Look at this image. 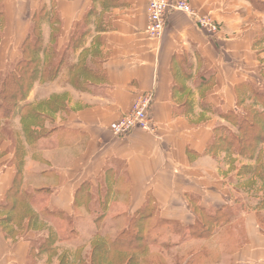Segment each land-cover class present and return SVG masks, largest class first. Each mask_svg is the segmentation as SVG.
<instances>
[{
    "label": "crops",
    "instance_id": "0c3cea01",
    "mask_svg": "<svg viewBox=\"0 0 264 264\" xmlns=\"http://www.w3.org/2000/svg\"><path fill=\"white\" fill-rule=\"evenodd\" d=\"M149 1L0 0L1 74L21 59L35 27L44 48L66 49L55 75L37 78L21 104L41 107L42 126L25 130L22 110L1 122L0 219L17 187L31 195L36 223L54 233L52 213L82 219V188L102 190L109 208L90 215L91 226L75 229L80 235L116 234L112 209L130 220L148 207L177 230L174 264L207 252L211 264H264V194L256 193L264 182L243 173L256 162H236L228 173L208 151L216 123L237 133L226 116L239 111L244 89L264 83V0H187L192 16L170 14L159 40L145 32ZM201 19L216 27L211 38L197 29ZM148 97L155 136L135 129L115 137L113 124ZM214 217L224 221L193 236ZM31 229L27 223L17 235L0 222V264H61L64 255L80 264L76 252H90L91 241L71 244L61 235L34 249Z\"/></svg>",
    "mask_w": 264,
    "mask_h": 264
},
{
    "label": "trees",
    "instance_id": "16d2710c",
    "mask_svg": "<svg viewBox=\"0 0 264 264\" xmlns=\"http://www.w3.org/2000/svg\"><path fill=\"white\" fill-rule=\"evenodd\" d=\"M32 37L27 38L22 45L21 59L13 64L7 73L2 74L0 78V126L2 120L9 119L21 110L24 112L22 116L25 130H30L32 126H42L43 119L40 113L41 107L29 109L28 106H21V104L25 101L26 94L32 83L37 78L43 81L52 71V73L55 74L58 67L53 69V66H51V51L43 47L41 42L37 39L39 35L36 36L34 40H32ZM48 66L50 68H48ZM244 95L254 97L256 102L261 105L252 104V109L242 117L233 115V113L228 114L226 116L228 123L236 127L237 133L232 134L226 132L228 134L227 136H215L208 147V151L214 154L217 147L223 145L226 154L233 153L231 151H236L238 154L247 155L248 160H255V162H257L259 155L257 151L258 147L264 144V92L263 89L259 90L254 87H249V89H244L243 97ZM27 119H29L30 122H27ZM4 134L5 133L2 132L0 127V140L5 138ZM254 156L255 158L253 159ZM247 173H251L252 175L257 174V176L260 175L261 178L264 176V170L263 168H259V166L248 169ZM83 190L82 188V191ZM87 197L89 196L87 195ZM22 199H27L29 202L30 195L17 187H14L8 194L4 204V210L8 213L0 219L5 231L8 229V232H12V228H10L9 225L11 226L16 220V218H14L15 212L18 210L17 205ZM10 212H12V214H10ZM152 212V209L146 207L136 218L127 220L116 234L112 235L105 233L95 236L90 244L91 249L85 264H133L137 254L147 252L146 247L158 244L164 248L167 247L168 242L163 240L161 234L156 231L158 227L157 224L164 222L154 218ZM52 214L59 215L57 213ZM20 218L22 219L23 216ZM24 219L27 223L31 221L36 222L37 216L30 213L29 216L24 217ZM148 221H150V223L147 225ZM153 221H156V223L151 227ZM222 221L221 218H212L209 226L210 229L206 231L203 226H198L193 231V236L203 237V235L206 234L205 232L210 235L214 227L218 226ZM49 241L50 240H47V242ZM40 248H42V246ZM113 257H115L116 260H113ZM145 264L164 263L157 258L154 260H145Z\"/></svg>",
    "mask_w": 264,
    "mask_h": 264
},
{
    "label": "rangeland",
    "instance_id": "374dc122",
    "mask_svg": "<svg viewBox=\"0 0 264 264\" xmlns=\"http://www.w3.org/2000/svg\"><path fill=\"white\" fill-rule=\"evenodd\" d=\"M39 35V38H37L41 44L43 45L42 42V38H40V32L38 27L35 28V32L33 34L32 40L35 39L36 36ZM74 47H78L80 44H78L77 42H74L72 44ZM74 48V49H76ZM46 50H50L51 51V57H50V64L51 66H53V69L59 67L61 65V62L63 63V61H65L64 56H65V52L66 49L62 46V48L58 49V46L53 42L51 45H47ZM48 68H50L48 66ZM48 70V69H47ZM53 72V71H52ZM50 73V75H48L45 79L48 78H52L55 74L54 73ZM54 74V75H53ZM2 74L0 73V78H1ZM263 89L264 92V83L262 85V87L260 88V90ZM247 94V93H246ZM257 104L258 106H260V103H257L254 97H249L248 95H244V97H242V101H240V106H239V111L234 113L233 115H237L238 117H242L244 116L245 113H248L252 108V104ZM219 126H223V124H219L216 123V130H215V136H227L228 134L226 133V131H228L226 128L224 127H219ZM228 128V127H227ZM236 128V127H234ZM264 130V129H263ZM231 131H235V129L231 128ZM5 132H8L5 129ZM234 134V133H232ZM258 161L256 162V165L259 166V168H263L264 170V144L259 145L258 147ZM223 152H225V148L223 145H220L219 147H217L215 153L213 154V156L215 157L216 161H218L219 164L222 165H226L228 164L230 166L228 173L233 172L236 169V162L238 164L241 163H246L249 164L248 161V157L247 155H242V154H238L236 151H231L233 153L230 154H226L225 156H223ZM256 155V154H255ZM234 156H237L234 158ZM255 158V156L253 157V159ZM245 170V169H244ZM243 173H247L246 171H244ZM260 176V175H259ZM257 176V174L254 175V177L263 180L264 182V176L263 178H261V176L259 177ZM258 191L256 192L259 197L261 196V194H264V188H258ZM25 192V191H24ZM110 193V192H109ZM87 195L89 197H87ZM104 195V191L99 190V191H92L90 192L89 188H84V190L82 191L81 195H80V202H79V207L82 210H78L77 211V216L79 215H83L82 219H65L62 217H58L57 215L54 216V218L50 219L51 225L53 226V228L55 229V232H47L44 231V225H40L34 221L29 222L30 224V228H32V247L38 248V246L42 245L44 240H46V238H48V240H50L49 242H47L48 244H52L57 240V238L61 235V239H64V241L66 242H70L71 244H81V243H85V245L91 241H93L94 239L91 240L92 235L91 234H83L80 235V233L75 232V229L80 228H84L85 225L91 226V219H90V215L95 213V216H98L97 214H102L103 212H106L107 209L109 208L108 202L106 201H99L100 200V196L103 197ZM31 196V195H30ZM101 197V198H102ZM106 200H109L108 198ZM30 201V200H29ZM18 210L15 212V217L16 220L13 222V224L9 227L13 228L14 226L17 228V231L15 232L17 235H22L25 231L27 222H25L24 217L29 216L30 213L33 212V210L30 207L29 202L27 201V199H22L18 205ZM113 211V215L114 217H118V230L121 229L124 224L127 222V219L120 215L121 214V210L120 208H115L112 209ZM120 215V216H119ZM23 218L21 219L20 217ZM44 217H47L46 214H43ZM224 221V220H223ZM150 223V221L147 222ZM156 221H153L151 224V227L153 225H155ZM97 227L100 229V224H96ZM158 227L156 229L157 233L161 234L163 240H165L166 242H168L167 247H162L159 244L158 245H150L149 247H146V253H139L137 254V257L135 258V262L133 264H145V260H154V259H159L160 261H162L164 264H174V256L177 254L174 251V233H177V230H174V225L173 224H165V223H159L157 224ZM104 229V227H103ZM8 230V229H6ZM35 230V231H34ZM102 232V233H101ZM106 230H99L98 234H105ZM107 234V232H106ZM113 235L115 234L114 232L112 233ZM58 236V237H57ZM98 236V235H96ZM95 238V237H94ZM83 246V245H82ZM84 247V246H83ZM63 247H60L59 249L61 250ZM64 249V248H63ZM62 249V250H63ZM53 250V249H52ZM181 255H184V253H186V251L184 252H180L177 251ZM51 254H56L55 252L52 251ZM213 253L207 252L206 254L204 253H200L196 259L193 261L192 264H211L214 262L215 260V256ZM76 259L80 260V264H85L86 261L83 260V256L86 257V259H88L89 256V251L88 250H82L80 249L79 251L76 252ZM117 255V254H116ZM212 255V256H211ZM53 256V255H51ZM118 256V255H117ZM154 258V259H153ZM68 259L69 256L67 257V255H64L61 259V264H68ZM185 258H182L181 260H178V264L183 263ZM113 260H116L115 257H113ZM112 263V262H111ZM115 264V263H114Z\"/></svg>",
    "mask_w": 264,
    "mask_h": 264
},
{
    "label": "built area",
    "instance_id": "2783aa9c",
    "mask_svg": "<svg viewBox=\"0 0 264 264\" xmlns=\"http://www.w3.org/2000/svg\"><path fill=\"white\" fill-rule=\"evenodd\" d=\"M174 12L192 16V10L187 0H150L147 6L145 31L147 37L159 40L163 34L167 17ZM196 27L206 38H211L216 33V27L209 19L199 20ZM153 102V97H148L133 104L130 111L113 124L112 134L121 138L132 130L139 129L155 136L156 126L150 119V108Z\"/></svg>",
    "mask_w": 264,
    "mask_h": 264
}]
</instances>
